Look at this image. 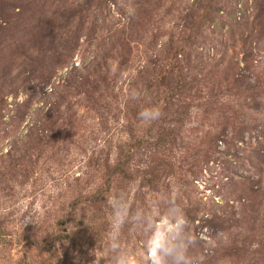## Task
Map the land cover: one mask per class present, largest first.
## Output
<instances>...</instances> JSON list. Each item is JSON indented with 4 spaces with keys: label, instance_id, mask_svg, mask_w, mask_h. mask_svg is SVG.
Here are the masks:
<instances>
[{
    "label": "rangeland",
    "instance_id": "rangeland-1",
    "mask_svg": "<svg viewBox=\"0 0 264 264\" xmlns=\"http://www.w3.org/2000/svg\"><path fill=\"white\" fill-rule=\"evenodd\" d=\"M86 1L0 0V58L8 67L0 69V264H92L97 258L98 264H154L149 250L157 242L164 264H172L164 248L175 236L177 244L189 245L193 264L199 257L202 264H264V161L257 156L264 141L248 130L241 140L237 122L221 123L224 118L264 123V0H237L236 20L222 10L214 22L196 28V37L191 27L204 0H119L125 17L110 3L97 12V0H88L80 25L77 12ZM257 11L262 23L252 27L250 16ZM99 18L91 34V19ZM140 18L148 27L134 31L143 33L140 40H129L124 73L113 77L111 53L106 64L89 71L92 99L63 89L71 67L104 55L113 32L123 29L126 37L128 25ZM175 54L196 99L190 119L164 150L150 146L156 133L138 115L154 106V80L137 75L153 62L162 78ZM233 71L248 76L237 91L230 83ZM53 90L64 94L59 108L51 103L55 96L50 103L44 99ZM133 90L139 99L130 98ZM252 93L260 111L244 101ZM49 120L53 138L40 145L25 142L29 130L34 136L47 132L42 126ZM135 137L144 153L142 171L114 185L106 176L100 179L103 160L112 162ZM149 149L159 151L157 159L169 154L172 164L158 169L154 187L143 182L150 178L144 173ZM245 187L256 190L250 201L244 199ZM95 189L107 201L80 205ZM75 204L79 209L71 214ZM182 206L200 210L192 223L152 222L159 210L169 214ZM26 217L32 222L24 224ZM221 218L232 223L224 227ZM42 238L53 242L52 251L38 250Z\"/></svg>",
    "mask_w": 264,
    "mask_h": 264
},
{
    "label": "trees",
    "instance_id": "trees-1",
    "mask_svg": "<svg viewBox=\"0 0 264 264\" xmlns=\"http://www.w3.org/2000/svg\"><path fill=\"white\" fill-rule=\"evenodd\" d=\"M108 1V2H107ZM237 0H204V4H200L202 9V14L198 16L197 24L194 27L192 26L191 29V35L192 37H196L197 31L196 28H199L203 25V22H214L215 16L219 15L222 10H225L226 18L231 19L230 21L236 20V14H237V6H236ZM87 3V4H86ZM88 0L85 2L84 8L83 6L79 11L77 12L78 15V23L81 25V23H85V18L87 17V7H88ZM107 3H110L109 5H114L117 8V13H119L120 16L125 17L123 15L124 7L119 5V0H97V4L95 3V7L98 11H102L103 7L107 5ZM138 3H135V7L138 6ZM108 5V6H109ZM143 5V4H141ZM224 12V11H223ZM222 12V13H223ZM252 27L257 23L256 21H260L262 23V17L259 16L258 11L255 12L252 16ZM101 21V18L99 19H91V28L89 27V32L91 31V34L94 32V29L97 30V23ZM126 26V24H124ZM148 27V21L144 20V18H140L136 21H132L129 25V32L126 37H124V30L121 29L119 31L113 32L111 36V42L108 43V49H106V52L104 55L100 56L99 58L96 56H93L91 60L87 63H85L83 66L77 68L76 66L71 67V69L68 71V75L66 76L65 80L63 81V89L65 90H74L83 93L86 97L89 96V99H92L91 96V88L93 83V80H90V73L89 71L92 68H95L96 66H100V62H103L104 64L107 63V58L111 56V53L114 54L113 60H116V69L113 74V77H117V75H120L124 73L130 66V46H129V40L132 38H136L140 40L143 37L144 31H146ZM142 29L143 33L140 36L135 35V30ZM90 34V35H91ZM253 40V39H251ZM257 40V39H255ZM115 51V52H114ZM180 52V51H179ZM173 61L169 62L168 70H166L165 75L162 76V78H159V74H157L155 68L156 65L151 62L148 64H143L141 66V70L139 75H137V78H141L143 80V76L147 77L148 80H154L152 83V86H154V106L159 107L162 110V117L154 122L146 123L144 121L145 125H149L150 131H154L156 134L154 136L155 142L151 144L150 146L154 147H162L164 150H170L173 145V140L175 137V132L178 131V129L182 128L183 124L190 119V105L194 101L195 96L190 93L191 87H187L185 84V80L182 76V67L179 63V59L177 57V54L174 55ZM244 59L247 60V57ZM249 62V61H247ZM219 63L217 62L215 67L217 68ZM0 69L2 72H8V67L3 66V58H0ZM107 71V70H106ZM235 71L232 72L230 83L232 86H235V91L237 89H240L239 83L242 81V78H244V82L248 78L247 75L243 76H235ZM241 73V72H237ZM103 82H106V79L103 75L101 76ZM135 80V79H134ZM136 81V80H135ZM47 83V82H45ZM45 85V84H44ZM106 87V86H105ZM18 88V87H17ZM16 88V89H17ZM251 88V87H250ZM248 89L247 91L251 90ZM106 91V90H105ZM103 91V92H105ZM188 91V93H187ZM187 93V94H186ZM56 94V90L51 91L50 93H47L44 95V99H49L54 97ZM100 95V93H98ZM64 98V94H59L53 98V105H56V108H59L61 106L62 101ZM2 100V99H1ZM249 100L252 103V107L255 111H260V100L258 99V95L255 93L250 94L249 96H246L244 98V101ZM50 103V102H49ZM51 105V104H50ZM202 106V105H201ZM126 116V114H125ZM220 116H218L219 118ZM237 118V116H236ZM235 122H237V134L239 135V138L243 140V133L245 131H252L256 135L257 142H262L259 138H262L264 141V123L259 122L258 126L257 124H254L251 120H235L233 122H228L225 118L223 121H221L222 125L225 124L226 126H231ZM51 120L47 121V123L43 124V128L48 130L44 134L41 135L31 134V130L27 132L25 135V142L34 143L35 145H40L41 143L49 140L50 138H53L52 135V127ZM221 125V124H220ZM131 135V133H130ZM133 137V134H132ZM237 137V136H234ZM238 139V137L236 138ZM140 138L135 137L133 146L120 148L119 151L116 153L115 159L111 162L108 158H105L101 165H99V170L102 176L100 179H103L104 176L107 177L106 181L107 183H116L118 180H126L130 179L132 177V174H137L138 172H141L142 170L139 168L140 159L143 156V152L140 151L141 145H139ZM27 143H25L26 145ZM152 148V147H151ZM149 154V166L147 170L144 171V173L150 177L145 178L143 182H148L147 184L151 185V187H154L155 183L160 179L158 175V169L161 167H171L170 162V155L169 154H163V157H160L159 159L155 158V155L159 153L158 150H148ZM205 152V151H204ZM8 156L11 155V152L7 154ZM257 156L259 157L260 161H264V145H262V148H260L257 151ZM2 157H5L2 155ZM136 163L137 166L134 168H131V163ZM169 169V168H167ZM142 178V177H141ZM111 188H114L113 186ZM259 188V187H258ZM252 189V190H251ZM249 190V191H248ZM242 191H248L247 194H245L244 199H247V201H250L256 194V190L253 191V188L251 187H245ZM100 191L98 189H95L91 192H88L86 196H84L83 200L80 202V205H84L86 208H92L95 207V205H99L100 202L107 201V199L104 197L103 199L98 197V194ZM76 205H72L71 208L73 211H70L71 214H74V212L78 209H76ZM200 210L197 208H192V210H189L188 207L182 206L181 211L177 210H167L169 214H164L163 211L159 210L158 215L155 217H152V222L158 221L162 218H166V224H174L178 223L180 218L182 221L186 223H192ZM220 219V218H219ZM222 221L226 222L222 226L228 227L229 224L232 223V221L227 224L228 220L226 218H221ZM224 231L228 232V228L223 229ZM157 235H153L150 238H148L150 241H153ZM179 239L174 237V243H177ZM40 245L38 250L40 252H48L52 251V241H49L47 239L44 240V238L41 239ZM43 244V245H42ZM190 248H192L190 246ZM148 251V250H147ZM191 255L190 253H188ZM197 257V256H196ZM196 257H194L196 259Z\"/></svg>",
    "mask_w": 264,
    "mask_h": 264
},
{
    "label": "clouds",
    "instance_id": "clouds-1",
    "mask_svg": "<svg viewBox=\"0 0 264 264\" xmlns=\"http://www.w3.org/2000/svg\"><path fill=\"white\" fill-rule=\"evenodd\" d=\"M131 99H139V93L133 90L130 93ZM162 110L157 106L145 107L139 112V118L145 121L146 123H151L159 120L162 117ZM32 222L31 217H26L24 224ZM186 223V220H185ZM183 227V226H181ZM195 240V238H193ZM191 242V241H190ZM189 245L186 243H174L171 240L165 245L164 251L167 255H170L173 260L172 264H193V259L188 254ZM159 249V243H154L149 250V256L152 257L154 264H164V260L161 258ZM199 264H202L203 257H199ZM99 258L95 259L92 264H98Z\"/></svg>",
    "mask_w": 264,
    "mask_h": 264
}]
</instances>
